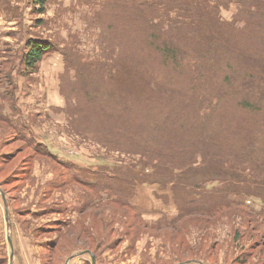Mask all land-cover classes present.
I'll list each match as a JSON object with an SVG mask.
<instances>
[{
  "label": "rangeland",
  "instance_id": "1",
  "mask_svg": "<svg viewBox=\"0 0 264 264\" xmlns=\"http://www.w3.org/2000/svg\"><path fill=\"white\" fill-rule=\"evenodd\" d=\"M55 1L40 13L33 0H0V75L3 60L15 61L0 83V93L5 94L0 98V264H10L11 256L12 264H93L92 250L95 264H264V245L245 223L246 212L234 207L238 202L234 199L225 200L228 207L217 199L242 188L244 195L237 193L235 198L258 208L259 198L247 194L253 182L229 178V185L223 177L191 178L185 171L190 163H202L198 151L173 153L168 145L167 157L158 159L154 148L146 156L126 150L116 142L123 139L126 123L110 132L107 123L81 113L76 88L72 93L62 90L64 81L55 73L61 67L51 63L56 57L46 55L34 70L24 66L25 45L38 35L58 46L72 45L96 68L112 64L119 54V48L109 47L106 30L95 22V11L79 3L76 7L75 0H67L68 9H56ZM230 14L222 12L225 19ZM110 54L113 57H107ZM240 115L254 119L252 113ZM164 138L161 133L159 146L168 141ZM41 144L46 146L44 154L37 152ZM234 160L223 163L226 175L236 165ZM261 165L258 160L259 170ZM120 168L150 179L125 184L126 194L131 190L135 197L138 185L158 184L167 191L171 195L167 215H142L131 203L133 196L129 209L116 201L122 194L116 198L102 190L106 176ZM236 168L248 173L242 166ZM256 174L262 177V172ZM152 179L171 182L163 186ZM191 199L199 201L191 204Z\"/></svg>",
  "mask_w": 264,
  "mask_h": 264
},
{
  "label": "trees",
  "instance_id": "2",
  "mask_svg": "<svg viewBox=\"0 0 264 264\" xmlns=\"http://www.w3.org/2000/svg\"><path fill=\"white\" fill-rule=\"evenodd\" d=\"M49 1L33 0L39 7L37 12L44 13ZM86 2L88 9L95 11V22L106 30L109 47L119 48L117 56H107L115 58L114 62L96 68L97 64L82 58L72 45L58 46L48 36L38 35L25 45L24 66L34 70L46 55L61 53L63 92L69 89L72 93L76 88L75 95L84 109L79 108L80 112L107 123L110 132L126 123L123 139L116 140L126 150L146 156L145 152L154 148L158 159L167 157L168 145L173 153L187 150L193 155L198 151L202 163H190L184 169L191 178L223 177L222 182L229 185V178L253 182L255 186L247 194L259 198L258 208L235 198L237 193L244 195L242 188L228 190L217 199L227 203L224 207L230 199L238 201L234 207L246 212L245 223L264 245V0ZM223 11L231 12L229 19L223 18ZM14 62H1L0 83L4 75L8 78L5 70ZM135 84L137 90L132 88ZM3 96L0 93V98ZM250 113L253 120L240 115ZM161 133L168 140L163 146L157 144ZM118 134H112L113 138ZM45 148L41 144L37 152L44 154ZM232 158L236 165L226 175L223 163ZM258 160L262 170L257 168ZM238 166L248 173H240ZM256 171L262 172V177ZM127 172L121 168L111 171L101 188L116 198L122 194L116 201L131 209L128 199L134 192L126 194L125 184L149 183L150 179ZM151 182L165 186L171 181ZM171 184L182 207L175 184ZM194 201L199 200L191 199V204ZM195 209L200 210V206ZM91 252L97 259L95 251Z\"/></svg>",
  "mask_w": 264,
  "mask_h": 264
},
{
  "label": "crops",
  "instance_id": "3",
  "mask_svg": "<svg viewBox=\"0 0 264 264\" xmlns=\"http://www.w3.org/2000/svg\"><path fill=\"white\" fill-rule=\"evenodd\" d=\"M75 2H76L75 3L76 7L78 5L77 3H79V5L87 6L86 0H75ZM68 3L69 2H67V0H56L55 1L56 9H68L70 7ZM73 7L74 5L72 6V8ZM57 54L61 55V53L55 52L54 54H51V55L49 54V57L52 55L56 57L55 61H51V63L55 67H61V69L58 68L59 70L55 72L60 77V75L64 73V68H63L64 63H63L62 55H61V58H59L58 56H56ZM169 200H171V195L167 191H164L163 189H161L158 184L150 185V186L138 185L137 194L132 199L131 203L138 210L142 211L140 212L142 215L151 216L152 214H157L156 216H158L157 218H159L161 216L167 215L166 212L168 211V209L166 210V206H168ZM149 204L151 205L149 206ZM151 210L155 212H145V211H151ZM172 214L176 215L177 212H174Z\"/></svg>",
  "mask_w": 264,
  "mask_h": 264
},
{
  "label": "water",
  "instance_id": "4",
  "mask_svg": "<svg viewBox=\"0 0 264 264\" xmlns=\"http://www.w3.org/2000/svg\"><path fill=\"white\" fill-rule=\"evenodd\" d=\"M9 240H10V238H9ZM92 261H93V264H95V257H94V255L92 256ZM10 264H12V256H11Z\"/></svg>",
  "mask_w": 264,
  "mask_h": 264
}]
</instances>
